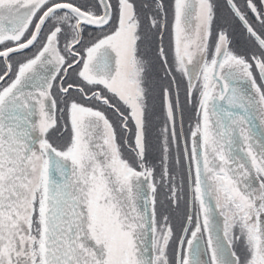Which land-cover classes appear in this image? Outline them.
Masks as SVG:
<instances>
[{"label":"snow or ice","instance_id":"obj_1","mask_svg":"<svg viewBox=\"0 0 264 264\" xmlns=\"http://www.w3.org/2000/svg\"><path fill=\"white\" fill-rule=\"evenodd\" d=\"M257 120L264 0H0V264H264Z\"/></svg>","mask_w":264,"mask_h":264},{"label":"rangeland","instance_id":"obj_2","mask_svg":"<svg viewBox=\"0 0 264 264\" xmlns=\"http://www.w3.org/2000/svg\"><path fill=\"white\" fill-rule=\"evenodd\" d=\"M220 4L223 3V0H217ZM171 0H166V4H170ZM138 3H149L150 2H146L145 0H138ZM223 16L225 18H228L230 20V17H228V14L226 11H221ZM220 22V21H219ZM221 24H223V22H220ZM232 29L234 31V36L232 35L231 30L230 32V38L232 40V47L235 48L237 51L240 52H244V51H248L251 50L253 44L252 41H250L248 39L247 34L241 29V27L239 25L233 24L232 25ZM158 41H159V37L158 35H156L155 33H150L149 34V38L146 41V43L149 45V47L151 48V51L148 52V56L150 59H154V53H155V49L158 46ZM241 42V49L238 48L237 43ZM169 44V37L168 34L165 33L164 35V45L165 47H167ZM156 69H158V66L156 65ZM154 69V71L156 70ZM109 115H111V113H109ZM156 117L152 118V125L149 128V141L152 145V151L149 154V160H155L158 157V151H157V132H158V127L156 126ZM255 123H257L258 126V130L259 132L264 129V125L261 124V122L259 120H257ZM158 203H157V209L159 211H165L166 210V205L164 208L161 207L160 202L164 201L165 199V195H159L158 196ZM217 219H220L219 217H217Z\"/></svg>","mask_w":264,"mask_h":264},{"label":"trees","instance_id":"obj_3","mask_svg":"<svg viewBox=\"0 0 264 264\" xmlns=\"http://www.w3.org/2000/svg\"><path fill=\"white\" fill-rule=\"evenodd\" d=\"M216 2L219 3L217 0H216ZM220 13H222V12H220ZM185 128L187 129V123L185 125ZM159 195H165V191L161 190ZM184 211H185V206H184V204L182 202L180 209L171 213L174 225H176V226L179 225V223L181 221V218L183 217Z\"/></svg>","mask_w":264,"mask_h":264},{"label":"flooded vegetation","instance_id":"obj_4","mask_svg":"<svg viewBox=\"0 0 264 264\" xmlns=\"http://www.w3.org/2000/svg\"><path fill=\"white\" fill-rule=\"evenodd\" d=\"M168 3H170V2H168ZM260 133V132H259ZM259 135V134H258Z\"/></svg>","mask_w":264,"mask_h":264}]
</instances>
